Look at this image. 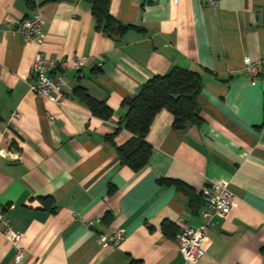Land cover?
<instances>
[{
    "label": "crops",
    "instance_id": "crops-1",
    "mask_svg": "<svg viewBox=\"0 0 264 264\" xmlns=\"http://www.w3.org/2000/svg\"><path fill=\"white\" fill-rule=\"evenodd\" d=\"M207 1L109 0L127 26L110 37L83 0H0V211L23 247L17 259L0 222V264H192L175 235L204 222L203 206L193 210L159 182L166 178L195 193L226 179L237 198L214 219L198 264H264V77L243 66L264 49V0ZM32 14L42 35L27 40L18 24ZM37 52L59 59L51 74L67 80L63 103L30 89ZM74 56L84 58L80 69ZM174 66L202 73L201 122L175 129L161 109L145 138L147 164L135 173L115 150L129 132L106 137L123 126V100ZM76 86L105 100L111 117L94 116ZM163 221L173 224L166 232ZM115 228L124 231L119 244L101 241Z\"/></svg>",
    "mask_w": 264,
    "mask_h": 264
},
{
    "label": "trees",
    "instance_id": "trees-1",
    "mask_svg": "<svg viewBox=\"0 0 264 264\" xmlns=\"http://www.w3.org/2000/svg\"><path fill=\"white\" fill-rule=\"evenodd\" d=\"M28 4L29 3V0ZM96 19V28L110 37H120L127 26L122 24L109 11V0H83ZM202 89V73L199 69L174 66L164 74L154 75L144 82L131 98H125L123 105L127 112L121 120L122 127L116 128L106 138L113 142L114 136L121 130L129 132V138L115 146L121 164L129 166L135 173L141 171L151 154V145L145 140L155 115L166 109L173 115L172 126L183 129L186 125H199L201 122L198 96ZM72 94L86 106L91 113L101 119H109L113 110L105 100L97 99L84 87L76 86ZM161 184L173 185L189 199L193 210L204 205L201 192L195 193L190 186L180 180L160 179ZM46 203L48 199H43ZM172 223L162 222L166 232Z\"/></svg>",
    "mask_w": 264,
    "mask_h": 264
},
{
    "label": "built area",
    "instance_id": "built-area-1",
    "mask_svg": "<svg viewBox=\"0 0 264 264\" xmlns=\"http://www.w3.org/2000/svg\"><path fill=\"white\" fill-rule=\"evenodd\" d=\"M179 0H175L178 2ZM217 0H208V5H216ZM18 31L27 40H34L42 35V18L39 14L24 17L18 24ZM59 59L52 58L37 52L31 61L30 76L32 81L30 89L41 97L63 103L66 97L62 93L63 87H68L64 74L52 75ZM71 67L80 69L84 65V58L74 56L70 60ZM243 66L246 74L256 79L264 77V49L257 59L249 55L243 57ZM204 205L201 216L204 222L197 227L182 226L175 235L177 248L185 261L198 264L205 254V246L208 242L209 231L216 217H225L237 204L236 196L229 189V181L226 179L214 180L201 189ZM0 222L3 224L4 236L12 242L16 250V258L23 253L20 243L22 233L12 229L5 214L0 211ZM92 223V222H90ZM124 238V231L120 228L113 229L102 237L110 245H117Z\"/></svg>",
    "mask_w": 264,
    "mask_h": 264
}]
</instances>
